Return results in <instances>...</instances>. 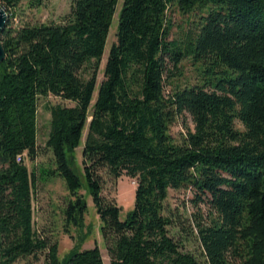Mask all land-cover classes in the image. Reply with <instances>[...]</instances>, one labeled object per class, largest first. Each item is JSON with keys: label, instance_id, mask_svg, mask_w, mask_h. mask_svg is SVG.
Wrapping results in <instances>:
<instances>
[{"label": "trees", "instance_id": "obj_1", "mask_svg": "<svg viewBox=\"0 0 264 264\" xmlns=\"http://www.w3.org/2000/svg\"><path fill=\"white\" fill-rule=\"evenodd\" d=\"M18 3L0 0V264H102L96 246L59 261L57 243L32 228L35 182L52 176L68 195L65 227H80L86 207L69 155L88 118L82 176L109 264H264V0H122L90 113L117 0H71L60 23L13 26ZM172 10L187 17L170 39ZM183 60L199 81L164 93ZM48 95L72 105L48 108L53 168L28 170L37 100ZM184 115L192 129L173 140L169 127ZM102 170L135 180L123 220L100 196ZM185 188L210 214L195 225L200 257L169 234L168 190Z\"/></svg>", "mask_w": 264, "mask_h": 264}, {"label": "rangeland", "instance_id": "obj_2", "mask_svg": "<svg viewBox=\"0 0 264 264\" xmlns=\"http://www.w3.org/2000/svg\"><path fill=\"white\" fill-rule=\"evenodd\" d=\"M122 0H117L115 12L112 16L100 65L96 74V82L92 99L88 108L95 99L97 85L102 79L103 65L110 45L115 41V29L117 24V14L120 9ZM33 0H19L14 8L13 18L11 19L13 26H19L22 23L30 25L40 23H60L63 17L68 13L71 0H40V4L33 5ZM185 15L172 10L169 13L172 28L169 38L176 37L178 30L186 26ZM174 77L167 79L164 85V93H168L170 86L175 83L189 84L199 81V73L197 66L191 64L189 60H183L176 71H173ZM54 104L63 106H71L72 103L62 101L56 97L48 95L47 97H39L36 108V145L38 153L33 161L24 157L23 161L28 170L32 168H53L51 154L43 147L46 135L49 129L48 108ZM89 119V118H88ZM87 119V121H88ZM86 121V126H87ZM86 126L82 132L78 146L69 155L71 167L78 176L82 187L79 194L85 203L86 212L80 227H65L63 208L66 205L68 195L64 187L63 181L55 176L46 178L43 181L37 179L35 189L32 192V228L39 234L46 236L51 242H56L58 246V260L65 258L72 248H91L96 246L100 252L102 264H109L104 243L100 235V224L95 213L90 196L84 185L81 166V148L85 137ZM236 127H239L236 124ZM192 129L191 120L188 115L178 118L170 127L169 134L173 140H179L185 130ZM101 191L100 196L107 201H112L119 208L118 219L123 220L125 214L132 208L133 193L135 188V180L124 175L117 179L109 177L104 170L100 171ZM165 214L170 218L171 228L169 234L181 244V251L191 253L200 257V247L196 241L195 225L196 223L207 222L210 214L207 208L200 202L195 200L193 191L190 189L168 190L167 198L164 202ZM65 229L68 231L66 232ZM25 261H19L15 264H25ZM30 262V263H29ZM41 256L35 263L33 259H28V264H40Z\"/></svg>", "mask_w": 264, "mask_h": 264}, {"label": "water", "instance_id": "obj_3", "mask_svg": "<svg viewBox=\"0 0 264 264\" xmlns=\"http://www.w3.org/2000/svg\"><path fill=\"white\" fill-rule=\"evenodd\" d=\"M6 22V14L5 12L2 10V8L0 7V31L3 29L4 25ZM4 59V52L2 50V47L0 45V62ZM90 120V118L88 119V121Z\"/></svg>", "mask_w": 264, "mask_h": 264}, {"label": "built area", "instance_id": "obj_4", "mask_svg": "<svg viewBox=\"0 0 264 264\" xmlns=\"http://www.w3.org/2000/svg\"><path fill=\"white\" fill-rule=\"evenodd\" d=\"M17 159H18V157H17Z\"/></svg>", "mask_w": 264, "mask_h": 264}]
</instances>
